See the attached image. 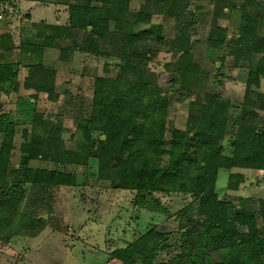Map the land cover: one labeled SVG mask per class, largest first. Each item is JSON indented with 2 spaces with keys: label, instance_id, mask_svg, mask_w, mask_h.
<instances>
[{
  "label": "rangeland",
  "instance_id": "374dc122",
  "mask_svg": "<svg viewBox=\"0 0 264 264\" xmlns=\"http://www.w3.org/2000/svg\"><path fill=\"white\" fill-rule=\"evenodd\" d=\"M107 1L104 7H115L118 17V4L129 2L125 21L135 33L147 30L136 41L138 56L125 57L113 39L99 38L97 49L87 46L86 28L73 23L79 22L74 7L87 6L88 0H22L19 16L0 21V69L11 64L17 72L13 86L0 82V151L6 135L12 136L0 171V264H122L115 252L151 233L155 240L147 251L154 258L149 259L156 264H189L183 239L202 219L200 197L188 191L123 188L122 176L145 164V153H127L123 167L119 161L102 166L99 142L107 137L87 126L95 119L101 83L108 81L111 93H120L113 107L126 109V114L131 88L140 91L149 84L154 93H161L166 99L164 134L162 143L149 148L150 170L171 165L172 141L179 132L184 135L181 155L188 161L181 173L185 182L204 173L207 144L201 139L200 121L210 105L225 119L222 156L234 155V141L239 134L249 138L250 127L264 132V111L258 109L264 76L251 75L264 51L250 55L239 50L242 29L264 35V0H191L179 21L160 14V0H151L154 15L143 23L139 10L149 0ZM90 4L98 17H106L104 4ZM110 29L115 34L116 23ZM184 30L201 66L191 91L183 85L177 68L180 54L175 52V40ZM211 38L223 42L221 49L209 47ZM233 50L238 53L230 55ZM141 108L147 110L148 105ZM156 109L163 114L161 107ZM140 142L144 146L145 137ZM42 170L62 173L63 182L40 183ZM217 177L222 210L231 218L238 210L254 216L264 233V171L221 168ZM231 182L238 184L236 190L229 188ZM247 230L241 228L243 233ZM236 246L199 254L215 264L249 262L246 255L252 252L245 244ZM133 259L142 264L140 255Z\"/></svg>",
  "mask_w": 264,
  "mask_h": 264
},
{
  "label": "trees",
  "instance_id": "16d2710c",
  "mask_svg": "<svg viewBox=\"0 0 264 264\" xmlns=\"http://www.w3.org/2000/svg\"><path fill=\"white\" fill-rule=\"evenodd\" d=\"M93 1L102 3V5L104 4L103 9H106V17H98L97 9L91 7L90 4ZM149 1L147 2L148 4L141 5L140 7L138 16L141 23L149 21L151 16L154 15V12H152L153 1ZM190 1L160 0L158 1L160 7L159 13L167 18H173L175 21H179L189 9ZM105 3H108V1L88 0L87 6H75L74 10L78 14L77 20L79 22H74L73 27L86 28L87 35L85 41L87 46L89 45L97 49L99 38H103L105 41L113 39L120 43V52L125 57L138 56L140 43L138 46L136 41L138 42L140 36L146 34L147 30H141L135 33L131 25H129V22L125 21V17L123 16L126 15L127 9L130 8L129 2H123L117 6L121 10L122 17L117 16L115 7L113 9L104 7L106 5ZM143 12L146 13V16H142ZM71 19L75 21L74 15ZM247 20L250 24L253 22L252 19L250 20L248 18ZM111 23H116L118 30H115V34L110 29ZM89 28H92V30L89 31ZM158 28L162 29L163 25H159ZM252 29L250 27L242 29L240 37L242 47L239 49L250 55L264 51V35ZM185 30L175 40V44L177 45L175 52L177 53L176 55L180 54V63H178L177 68L183 85L186 86L188 91H191L192 86H194L193 81L196 79V73L201 66L193 52L191 37ZM221 33L220 37L224 38L223 31ZM222 44V41L216 42L213 38L209 41V47L212 49L219 50ZM118 45L117 48H119ZM237 53L233 50L230 55ZM191 72H194V74L190 75ZM251 75H253V78L259 75L264 76V55L258 58L255 69L251 70ZM16 76L17 72L14 65H1L0 82L4 86H13L16 83ZM144 86L145 88L140 91L137 86L130 89L131 99L129 98L130 107L128 114H126V109L120 108L115 110L113 107V98H121L120 93H116L115 95L111 93L112 90H110L108 81L101 83L97 87V101L100 100V103H97L95 106V119L89 121L87 126L89 130L103 131L107 137L106 141L100 140L99 142L102 166L104 167L106 164L107 166L112 165L114 161H119L118 164L123 167L126 164L125 156L127 153H130L131 157L135 154L142 155L145 153L143 156L145 157V164H142L141 167L138 166L137 169H131L129 176L121 175L123 188L142 191H188L200 197L199 215L202 219L195 222L192 229L184 235L183 239V248L188 255L189 264H215L211 258L209 260L202 258L199 252L205 250L215 251L228 246L234 248L235 245L239 247L243 244L246 245L249 252H252V254L246 255L249 262L245 264H264V233L257 225V218L247 216L246 213L240 210L236 211L235 217L231 218L227 211L222 210L221 206L223 205L219 204L216 194V180L218 178V170L221 168L251 167L264 171V132L259 133L254 131L253 127H250L249 130L252 131V135L249 138H244L243 135L239 134L234 141V155L232 157L222 156L221 144L225 132V119L224 117L220 118L217 109L210 105L205 109V115L200 121L201 139L203 141L205 140L204 142L207 144L206 157L203 159V175L191 178L185 182L181 173L186 169L188 161L183 160L181 155V141L184 135L182 134L180 136L179 132H176L177 134L172 141L173 155L171 157V165L157 171H151V153L153 151L149 148L152 144L162 143L161 138L164 134L166 99H163L160 92L154 93V91L148 88L149 84H145ZM259 97L262 99L258 109L264 111V94H259ZM141 104H147L148 109L143 110ZM149 106L153 107L150 111ZM158 106L159 108L161 107L160 113H163L162 115L157 114L158 110L156 107ZM129 136L133 137L131 142L128 141ZM143 137L146 140L144 146L142 144L143 142H140ZM157 137H160V140L155 141ZM11 147L12 136L8 133L0 151V171L6 165V159L11 151ZM3 159L5 160L3 161ZM123 172L125 173V170ZM39 174L41 178L39 182L44 184H59L63 182L64 178L62 173L49 170H42ZM233 178L234 176H232ZM229 188L236 190L238 184L231 182ZM243 227H247L248 230L246 233L241 232V228ZM219 230L222 231L221 235L218 234ZM235 236L237 237L236 240ZM154 237L155 234L151 233L144 238H140L130 247L117 250L115 252L116 258L122 264H137L133 257L140 255L142 257V264H156L152 260L154 255L147 251L150 245L149 242L155 240ZM231 238L234 240L231 244H227L226 242ZM192 250L198 251L197 253H193ZM229 258L231 256L228 257V260Z\"/></svg>",
  "mask_w": 264,
  "mask_h": 264
},
{
  "label": "built area",
  "instance_id": "2783aa9c",
  "mask_svg": "<svg viewBox=\"0 0 264 264\" xmlns=\"http://www.w3.org/2000/svg\"><path fill=\"white\" fill-rule=\"evenodd\" d=\"M22 0H0V21L19 16Z\"/></svg>",
  "mask_w": 264,
  "mask_h": 264
},
{
  "label": "water",
  "instance_id": "95a60500",
  "mask_svg": "<svg viewBox=\"0 0 264 264\" xmlns=\"http://www.w3.org/2000/svg\"><path fill=\"white\" fill-rule=\"evenodd\" d=\"M48 116H50V113L48 114ZM103 139H106V137H104Z\"/></svg>",
  "mask_w": 264,
  "mask_h": 264
}]
</instances>
